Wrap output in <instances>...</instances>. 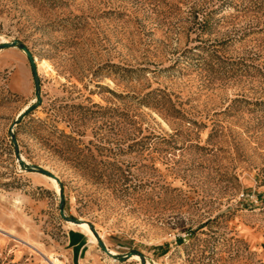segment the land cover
<instances>
[{
    "label": "rangeland",
    "instance_id": "rangeland-1",
    "mask_svg": "<svg viewBox=\"0 0 264 264\" xmlns=\"http://www.w3.org/2000/svg\"><path fill=\"white\" fill-rule=\"evenodd\" d=\"M7 42L0 264H264V0H0Z\"/></svg>",
    "mask_w": 264,
    "mask_h": 264
},
{
    "label": "water",
    "instance_id": "water-1",
    "mask_svg": "<svg viewBox=\"0 0 264 264\" xmlns=\"http://www.w3.org/2000/svg\"><path fill=\"white\" fill-rule=\"evenodd\" d=\"M12 46L17 47L19 50H21V51H23L25 53V55H26V57H27V59L29 61L30 69H31V72H32V75H33V79H34V82H35L36 97H38L39 96V82H38V77H37V69H36L35 59H34L33 55L28 50V48L21 42L2 43L0 45V48H7V47H12ZM10 137H11L12 142L15 144V136L13 134V131H11ZM16 154H17V157L19 158L17 152H16ZM34 170L39 171L40 173H44L46 175H49L53 179H55V176L51 172H49V171H47V170H45L43 168L34 167ZM60 210L62 212V200L60 201ZM70 221L74 222V223H79L80 222L77 219H71ZM89 228L95 234L96 239H97L98 243L100 244V246L103 248V250L107 251V248L104 246L103 242L100 240L99 234L96 231H94L92 229V227L89 226ZM128 254L131 255V253H128Z\"/></svg>",
    "mask_w": 264,
    "mask_h": 264
},
{
    "label": "bare ground",
    "instance_id": "bare-ground-1",
    "mask_svg": "<svg viewBox=\"0 0 264 264\" xmlns=\"http://www.w3.org/2000/svg\"><path fill=\"white\" fill-rule=\"evenodd\" d=\"M36 69H37V66H36ZM49 177H50V176H49ZM51 178H52V177H51ZM52 179H53V178H52ZM53 180H54V179H53ZM79 223H80V222H79ZM79 223H74V222H73V224H76V225H81V224H82V223H80V224H79ZM82 226H84V228L88 229V226H87V225H82ZM82 228H83V227H82ZM84 228H83V229H84ZM88 230H89V229H88ZM94 236H95V235H94ZM95 237H96V236H95ZM99 237H100V236H99ZM54 263L57 264L58 261L55 260Z\"/></svg>",
    "mask_w": 264,
    "mask_h": 264
}]
</instances>
